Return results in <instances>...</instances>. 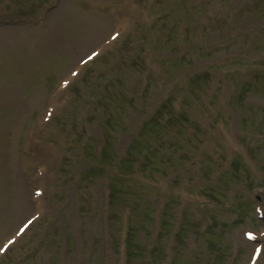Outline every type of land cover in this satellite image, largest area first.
Here are the masks:
<instances>
[{"label":"rangeland","instance_id":"obj_1","mask_svg":"<svg viewBox=\"0 0 264 264\" xmlns=\"http://www.w3.org/2000/svg\"><path fill=\"white\" fill-rule=\"evenodd\" d=\"M52 1L0 0V242L31 211L21 149L46 97L120 17L132 27L61 91L50 210L0 264H123L129 224L130 264L165 249L247 264L244 231H264V0Z\"/></svg>","mask_w":264,"mask_h":264},{"label":"snow or ice","instance_id":"obj_2","mask_svg":"<svg viewBox=\"0 0 264 264\" xmlns=\"http://www.w3.org/2000/svg\"><path fill=\"white\" fill-rule=\"evenodd\" d=\"M93 55H95V53H93ZM9 243H11V241H9ZM7 244L0 246V251H4L7 248Z\"/></svg>","mask_w":264,"mask_h":264},{"label":"bare ground","instance_id":"obj_3","mask_svg":"<svg viewBox=\"0 0 264 264\" xmlns=\"http://www.w3.org/2000/svg\"><path fill=\"white\" fill-rule=\"evenodd\" d=\"M27 233H28V232H27ZM27 233H26V234H27ZM26 234H25V235H26ZM25 235H24V236H25ZM24 236H23V238H24ZM23 238H22V239H23ZM17 244H18V243H17ZM17 244H15L14 246H16ZM14 246H13V247H14ZM13 247H12V248H13ZM12 248H11V249H12ZM3 258H4V257H2V258L0 259V261H1Z\"/></svg>","mask_w":264,"mask_h":264}]
</instances>
